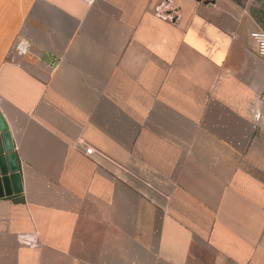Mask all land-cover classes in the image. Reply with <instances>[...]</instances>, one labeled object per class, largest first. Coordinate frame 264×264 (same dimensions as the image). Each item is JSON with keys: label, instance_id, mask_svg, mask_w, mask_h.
Instances as JSON below:
<instances>
[{"label": "crops", "instance_id": "obj_1", "mask_svg": "<svg viewBox=\"0 0 264 264\" xmlns=\"http://www.w3.org/2000/svg\"><path fill=\"white\" fill-rule=\"evenodd\" d=\"M163 1L0 0V264H264V0Z\"/></svg>", "mask_w": 264, "mask_h": 264}, {"label": "water", "instance_id": "obj_2", "mask_svg": "<svg viewBox=\"0 0 264 264\" xmlns=\"http://www.w3.org/2000/svg\"><path fill=\"white\" fill-rule=\"evenodd\" d=\"M200 1V0H198ZM206 2H215L206 0ZM22 178L8 124L0 112V197L20 193Z\"/></svg>", "mask_w": 264, "mask_h": 264}, {"label": "built area", "instance_id": "obj_3", "mask_svg": "<svg viewBox=\"0 0 264 264\" xmlns=\"http://www.w3.org/2000/svg\"><path fill=\"white\" fill-rule=\"evenodd\" d=\"M156 13L165 19H174L179 17L178 9L173 0H164L160 3L156 8ZM250 34L257 44L258 53L264 56V29L257 24ZM31 48L32 42L28 38L22 37L16 42L14 50L20 55H28L31 52ZM93 152L94 149L92 147L87 149L88 154H92Z\"/></svg>", "mask_w": 264, "mask_h": 264}]
</instances>
